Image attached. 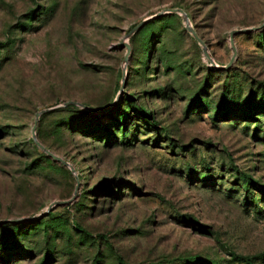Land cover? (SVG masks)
Returning <instances> with one entry per match:
<instances>
[{
    "label": "rangeland",
    "instance_id": "obj_1",
    "mask_svg": "<svg viewBox=\"0 0 264 264\" xmlns=\"http://www.w3.org/2000/svg\"><path fill=\"white\" fill-rule=\"evenodd\" d=\"M0 264H264V0H0Z\"/></svg>",
    "mask_w": 264,
    "mask_h": 264
},
{
    "label": "water",
    "instance_id": "obj_2",
    "mask_svg": "<svg viewBox=\"0 0 264 264\" xmlns=\"http://www.w3.org/2000/svg\"><path fill=\"white\" fill-rule=\"evenodd\" d=\"M171 11H175V12H178V13H180V14H182L183 15V11L181 10V9H171ZM183 19H184V21H185V24H186V29L194 36V38L196 39V40H198L200 43H201V40H200V38L198 37V35L196 34V32L194 31V29L191 27V25H189V22H188V20H187V18L183 15ZM146 20H143V21H141L137 26H135L133 29H132V31L130 32V34H133L134 32H135V30L136 29H138L144 22H145ZM248 30H250V29H234V30H232V31H230L229 32V38H230V43H231V45H232V47H233V51H235V49H234V45H233V36L235 35V34H237V33H242V32H245V31H248ZM122 45L124 46V47H126V49H127V52L129 51V44L127 43V42H122ZM128 54V53H127ZM127 54L125 55V57H124V60H127ZM75 102L74 101H66V102H64V105H68V104H74ZM37 115H39V113H37ZM36 115V116H37ZM34 135V134H33ZM34 141H35V143L37 144V146L41 149V150H43L49 157H51L53 160H55V161H58V162H60V163H62L63 165H65V166H68L70 169H71V171H73L74 169H73V167L67 162V161H65L64 159H62L61 157H59V156H57V155H55V154H53L51 151H49L47 148H45L39 141H37L35 138H34Z\"/></svg>",
    "mask_w": 264,
    "mask_h": 264
}]
</instances>
